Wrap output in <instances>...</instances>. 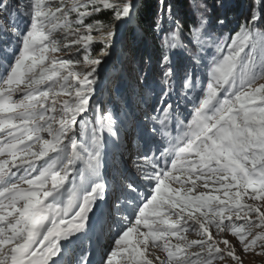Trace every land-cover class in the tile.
<instances>
[{
    "label": "snow or ice",
    "instance_id": "obj_1",
    "mask_svg": "<svg viewBox=\"0 0 264 264\" xmlns=\"http://www.w3.org/2000/svg\"><path fill=\"white\" fill-rule=\"evenodd\" d=\"M156 3L158 87L151 83L152 56L139 55L143 0H0V264H56L60 241L85 229L109 190L102 169L106 161L119 163L106 156L109 141L125 157L130 141L131 167L152 183L147 195L137 192L132 220L120 212L132 202H114L125 226L103 264H154L145 251L160 247L158 241L167 254L156 257L159 264H243L238 249L264 253V70L252 71L257 52L264 64V0H251L235 31L220 29L242 6L239 0H187L195 18L187 25L173 0ZM103 15L110 22L98 18ZM117 22L136 29L123 49L134 79L117 89L118 108L96 98L97 69L113 47ZM61 45L75 47V59L56 57ZM176 54L187 59L179 82ZM149 135L166 147L145 154L142 139ZM44 157L46 166L38 168ZM73 172L81 180L90 173L93 182L78 204L75 188L60 204L54 194ZM200 180L209 191H196ZM48 197L54 199L44 203ZM190 230L199 239L189 240ZM77 264L89 260L81 256Z\"/></svg>",
    "mask_w": 264,
    "mask_h": 264
},
{
    "label": "rangeland",
    "instance_id": "obj_2",
    "mask_svg": "<svg viewBox=\"0 0 264 264\" xmlns=\"http://www.w3.org/2000/svg\"><path fill=\"white\" fill-rule=\"evenodd\" d=\"M69 3H71V0H68ZM99 19L103 20L104 22H110L111 17L109 15H103L98 17ZM87 21L91 22V19H87ZM88 22V23H89ZM117 33L114 37V44L113 47L110 50V54H113L114 57L121 58L120 53V47L124 44L126 40V34L129 28V24L126 22H117L116 24ZM62 33L57 35V39L60 40L62 38ZM93 35H97V33H93ZM96 44H100L99 42H95ZM101 45V44H100ZM62 50L55 53L54 55L58 57L59 59H69L73 58L75 59L74 52L75 47L69 48V49H63V46L61 45ZM93 54V53H92ZM109 54V55H110ZM53 55V54H50ZM95 55V53L93 54ZM109 56L105 57L101 65L97 69L98 73V80L96 85V98L103 99L106 103L105 93H109L111 100L110 104H114V99L112 98V92L113 88L111 86L110 80L112 79L113 70L116 68L114 67V63L111 62L109 64ZM13 59L12 54H9L8 56V62L11 63ZM107 65V68L104 72V74L100 75V70ZM77 70L82 71L83 66H77ZM4 73V67L3 65H0V75ZM119 79L123 81V85H127L128 81L126 78V68L125 66L120 64L119 69ZM118 75V73H117ZM115 77H118V76ZM41 89L46 87V85H39ZM128 90V89H127ZM203 88L197 93V96L202 94ZM127 95H130L129 91H127ZM220 98H223V94H219ZM15 99H19L20 96L17 95L14 97ZM64 97H61L60 99H63ZM154 103V102H153ZM191 101L185 102V105L181 107V111L184 112L185 119L188 118L190 115V107ZM189 105V108L187 107ZM118 106V104H117ZM119 107V106H118ZM190 118V116H189ZM3 134L0 133V136ZM40 135L44 139H51L50 136L46 132H41ZM166 147L164 142L155 137V136H145L142 139V151L145 154H150L151 152L155 151L159 153L163 148ZM38 148V146H37ZM36 150V148H34ZM127 150L131 155H135V149L133 148L131 142L127 144ZM106 156L109 157L111 160H116L117 157H119V163H110V165L107 167L106 165L102 169V175L104 177V180L106 183H109L111 185L112 193L110 195L112 205L110 206L109 210L106 212L104 217L100 220L101 223L97 225V231L95 234L90 235L87 233H84L80 235V238H76L75 241L66 243L65 247L63 248V256L60 264H77V260L81 256H86L89 260V264H103V260L107 252L109 251L110 247L112 246V242L116 235L119 233V231L125 226L120 218L116 215L113 205L114 202H118L121 200L124 201H131L132 203L125 202L121 205L120 212L127 216L129 220H132L135 216V207L140 203V200L138 199L137 192L143 193L144 195H147L148 190L151 188V183L149 181H146L142 178L140 174H138L130 165V159L131 155L128 157H125L124 152L122 150H119V145H113L111 141H109L108 146L105 149ZM49 156H52L53 158L56 157V154L49 153ZM48 159V157H44L41 160H38L37 167L42 168L46 166L44 164V160ZM171 159V157L169 158ZM59 166V165H58ZM77 168L82 167L80 164H77ZM23 173H20L18 175H21ZM37 173L33 172L32 175L35 176ZM15 182V179L13 180ZM93 182V177L89 173L83 180L77 175L76 172H73L72 175L69 177V180L65 183V185L60 189L59 193L54 194L56 197H58V203L63 204L67 201L68 196L70 195L69 190L72 188H75V203H79L80 199L82 198L83 194H85L91 186V183ZM127 185H133L137 189V191H131ZM22 187H27V185H21ZM50 186V184H49ZM235 190V189H234ZM197 192L200 191H209V189H205L203 187V180L197 181ZM211 194L213 195H220L222 196V191L216 192L215 190H212ZM54 199V197H48L44 200V203L51 202ZM242 202L251 203L252 201L248 200L247 197H244ZM198 214V213H197ZM214 231V229H213ZM187 238L189 240L192 239H199V234L195 231H189L186 233ZM229 239H232L235 241V238L229 236ZM133 239H135V234L133 235ZM175 239L173 238L172 243H175ZM158 244H160V247H152L149 245V247L145 251V255L148 259H152L154 264H159V261L156 260V257H159L160 259H165L167 254L163 251L162 242L158 241ZM237 254L241 257L243 264H264V253L256 254L253 252L243 253L238 249Z\"/></svg>",
    "mask_w": 264,
    "mask_h": 264
},
{
    "label": "trees",
    "instance_id": "obj_3",
    "mask_svg": "<svg viewBox=\"0 0 264 264\" xmlns=\"http://www.w3.org/2000/svg\"><path fill=\"white\" fill-rule=\"evenodd\" d=\"M173 3L175 5V14L176 16L182 20V22L187 25L189 23L194 22V16H192V14L189 12V10L187 9V0H173ZM239 3L242 5L239 10L235 13H229L230 19L226 22L225 26H223L222 29H220L221 31H225V30H230V31H235L238 26H239V21L244 18L245 16H247L250 12V5H251V0H239ZM156 7H157V3L156 0H143V5L140 8L139 14H138V23L140 25V27L142 28L143 32H144V38H143V43L141 45V49H140V53L139 55H151L153 58V62H152V67L150 69V74H151V83L153 86L158 87V85H156V80L155 77L158 74V56H159V49H158V44L156 43V41L153 38V35L151 33V26L154 23V19H155V12H156ZM87 20V19H86ZM89 21H87L88 23ZM211 27L213 28V30H215V22L213 21L211 24ZM136 29L129 25L127 34H126V40L124 42V44L120 47V53H121V58H115L114 60V67L116 68L115 70H113V75H112V79L110 80L111 86L113 88L112 92H110L112 94V98L116 99L118 92L117 89L123 85V81H121L119 79V69H120V64L125 66L126 68V78L128 81L127 83H129L131 80L134 79V70L131 68L130 65L127 64V58L126 55L123 51V49L127 46L128 40L130 35L135 31ZM102 47V45L100 44H93V48H95L97 51L99 50V48ZM248 50H246L245 54L242 55H246ZM75 53V52H74ZM95 52H93L94 54ZM96 54V53H95ZM257 64L253 67L252 71L254 73L259 72L261 70H264V64H261L259 61V56L260 53L257 52ZM246 62V61H245ZM174 66L176 69V75H177V80L178 82L182 80L183 78V71L185 69V67L187 66V59L182 55V54H176L174 57ZM118 73V75H117ZM118 77H115V76ZM204 87V85H202L201 89ZM128 88H124L122 94L127 96V91H129L130 93V89ZM158 91V89H156ZM105 93V98L107 103L110 104V100L111 97L109 95V93H107L106 91H104ZM223 95L224 93L221 92ZM157 98H154L153 102H156ZM188 102V101H186ZM115 107L118 108L117 104L114 102L113 104Z\"/></svg>",
    "mask_w": 264,
    "mask_h": 264
},
{
    "label": "bare ground",
    "instance_id": "obj_4",
    "mask_svg": "<svg viewBox=\"0 0 264 264\" xmlns=\"http://www.w3.org/2000/svg\"><path fill=\"white\" fill-rule=\"evenodd\" d=\"M116 33H117V28H116ZM106 198L107 197L105 196V199L104 200H102V201L101 200H97L96 201V203H95L92 211L88 215L87 222H89V223H95L99 218H103V217H101L102 216V207L104 206V203H105ZM46 224H47V222H46ZM84 233L90 234V233H88L84 229V230H82L80 232L75 233L74 235L70 236L69 238L62 239L60 241L61 251H60V253L56 257L53 258L56 261V264H60L61 263L62 256H63V248L65 247L66 243H70V242L75 241V239L77 237L80 238V235H82Z\"/></svg>",
    "mask_w": 264,
    "mask_h": 264
}]
</instances>
